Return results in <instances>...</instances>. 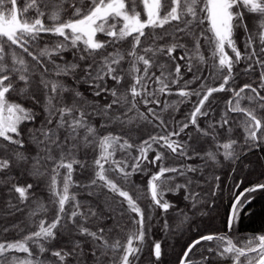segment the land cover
I'll return each instance as SVG.
<instances>
[{
    "label": "snow or ice",
    "instance_id": "snow-or-ice-1",
    "mask_svg": "<svg viewBox=\"0 0 264 264\" xmlns=\"http://www.w3.org/2000/svg\"><path fill=\"white\" fill-rule=\"evenodd\" d=\"M201 2L203 8L199 11L205 13L203 17L199 16L197 11V5ZM139 3L143 4L146 20H141L140 13L136 11V0H129V4H126L125 0H91L90 6L82 0H30L22 10L17 8V0H0V141H2L0 142V184L11 185L8 188L10 197L23 203L29 199L30 190L34 185L28 183L26 186H19L11 173L18 168L30 167L34 175H43L41 169L47 171L51 164L50 190L58 198V211L51 223L45 226L46 222L41 220L39 230L23 241L0 243V264H36L28 241L33 240L38 243L40 252H44L45 248L39 244V241L56 239L57 232L54 229L58 226L63 227L62 220L65 217L71 224L68 241L70 247L67 251L61 248L52 253L57 258L56 264H72V261L75 264H134L140 259L139 253L143 250L146 236L144 210L129 191L110 178L107 173L114 172L127 182L132 175L144 172L146 164L156 165L159 161V172L154 173L148 181L151 206L167 213L173 205L164 199L165 193L179 194L183 189V199L190 200L192 208L197 209L203 197L200 192L195 191V188L201 187V180L205 184L215 182L210 191L212 197L216 196L217 191H222L219 176H213L211 181L204 176V168L208 160L218 163L217 156L222 154L224 159L236 163L241 160L245 147L250 151L264 144V116L258 115V109L264 110V95L260 93V89H264V0H139ZM240 4L249 12L259 15L260 23L255 34L249 32L248 26L244 24V13L233 11L234 7ZM29 8L36 12V17L32 20L21 16V12L26 13ZM48 9H53L49 17L54 21L51 26H46L44 22ZM62 10H67L71 17L67 21L61 19ZM117 19L123 22L119 29L116 23H109V20ZM205 20L209 23L207 31L213 34L209 42L214 45L212 55L218 60L216 67L221 71L226 69L227 74L223 76V83L219 87L205 89V86L201 85V88L205 89L204 94L198 99L188 121L178 130L164 135H150L147 140L139 144V154L135 157L131 156L134 145L129 143L128 139L121 142L120 136L111 133L97 137V129L91 123L93 118L98 117L104 121L101 128L113 121L131 124L132 117L127 121L122 117L127 116L137 107V97L143 98L145 106L159 105L160 102L156 98L158 93L171 94L168 81L175 84L181 78L179 61H186L187 71L193 72V58L198 56L203 61V56L199 55L200 37L209 40L203 31L197 36L194 29L202 25ZM173 22H176V25L170 33L165 29V25H172ZM239 27L244 28L248 37L245 41L246 55L243 56L233 39L234 30ZM145 29L152 31L146 33ZM156 29L163 31L157 33ZM98 33H103L110 39L99 40ZM41 34L62 37L63 40L40 49L38 42ZM127 37H132L131 50L127 52V56L131 57V64L125 70L121 66L125 54L118 50L115 52L106 50ZM183 40H189L193 47L190 49L187 43L181 42ZM226 46L235 54L234 58L228 55ZM16 49L22 50L24 55L31 58V65L24 56L17 55ZM177 49H184V54L174 55ZM70 51L73 60H65L64 54ZM159 57H167L175 64V79L171 78V73L165 74L163 64H160L162 70L159 76L155 73L150 75V69L157 65ZM57 58L61 62L58 63ZM241 59L249 61L245 68L246 73L254 71V65L261 71L259 88L246 83L238 91H234L235 104L233 105L231 99L228 101V112L242 113L245 117L241 123L246 135L244 144L239 146L238 150L237 141L234 139L222 144L218 141L216 124L220 128L228 125V112H225L216 124L209 122L206 129L200 127L198 118L210 116L211 108H205L206 103L213 93L226 90L225 86L230 79H233V65L238 64ZM140 65L143 66L142 69ZM37 70H39L38 79ZM126 72L133 77L129 89L131 105L127 108L125 104L128 96L118 93L117 88L110 84L114 82L115 85H120L125 79ZM51 76L55 79L47 78ZM61 77H71L76 85H88L92 99L89 100L76 87H69L60 79ZM153 77L155 83L159 85L155 92L148 91V81L153 80ZM193 79L199 77L194 76ZM34 81L36 88L42 91L46 99L43 107L45 117L38 126L36 122L39 117L36 112L24 107L22 103L10 102L8 98L15 92L30 97L33 106L41 104L42 97L32 89ZM189 83L191 81H186L185 87ZM246 90L248 95H244ZM178 94L181 97L201 96L199 91L188 92L184 89ZM245 99L252 106L242 107L241 101ZM118 112L120 115L116 114ZM147 112L153 120L159 121L155 126L167 127L166 122L154 108L148 107ZM139 116L141 119H148L143 113H139ZM26 122H31L33 126L29 127ZM190 124L195 126L197 132L204 137H211L216 142L215 151H207L201 156L200 151L188 141L172 139L173 136L179 137ZM81 130H84L82 137ZM191 139L190 136L189 140ZM97 140L101 151L94 160L95 176L87 183L81 182L78 186L84 189L88 196L94 195L96 188H107L124 199L128 212L135 213L139 217L132 220L138 228L128 235L126 244H121L119 240L110 242L111 230L107 228L106 223H103L102 209L89 206L87 201L77 200L76 194L69 195V188L75 183L72 179L74 165H79L81 170L88 168L85 161L77 158V153L82 147L87 148L96 144ZM117 145L121 151L127 153V156L121 160L114 159ZM153 145H159L160 149H167L173 155L187 160L200 157L205 164L165 167L163 152ZM221 149H223L222 153H220ZM150 151L156 153L151 160L148 157ZM33 152H35L34 156ZM129 158L133 161L131 165L127 162ZM105 164L109 165L107 169ZM60 169L66 170L62 190L58 188L57 180L61 174ZM235 171L236 169L233 168V172ZM165 173L175 175L165 177ZM189 173L193 175L190 176ZM177 176L184 177V183L171 186L170 182ZM261 176H264V172ZM233 179V191L239 194L234 195L231 204V212L227 219L228 232H231L237 223L239 211L244 205L251 203L250 194L264 191V183L259 182V179L251 186L243 188V191H240V188L245 183V178ZM70 200L73 202V210L68 214L65 205ZM16 210L19 211V208L17 207ZM92 218L98 222L95 231L84 226V222ZM164 227H168L167 221ZM4 231H7V228ZM72 232L78 233V236L73 237ZM134 241L139 242L140 246H134ZM213 241L216 242V249L209 247L207 249L209 256L215 252L222 257L231 256L233 264H241V257H244L247 264H264V235L251 238L243 247H238L227 235L214 234L202 235L189 244L180 259V264H207L209 256L195 261L190 258V253H193L196 246L202 242ZM11 252H23L28 255L24 259L14 255L9 257L8 254ZM118 252L122 254L117 255ZM252 253L255 255H250ZM161 255V243L156 241L151 247V256H154L155 261L158 262ZM69 257L72 258L71 261L67 259Z\"/></svg>",
    "mask_w": 264,
    "mask_h": 264
},
{
    "label": "trees",
    "instance_id": "trees-1",
    "mask_svg": "<svg viewBox=\"0 0 264 264\" xmlns=\"http://www.w3.org/2000/svg\"><path fill=\"white\" fill-rule=\"evenodd\" d=\"M30 0H17V8L22 10ZM83 3L90 6L91 0H82ZM126 4H129V0H125ZM136 11L140 13L141 20H146L147 16L143 9V4L136 0ZM203 8V3H198L197 11L198 15L203 17L205 13L199 10ZM53 9L46 11L44 22L46 26H51L54 21L49 17ZM234 12L244 13V24L248 26L249 32L255 34L260 23V17L256 13H251L240 4L238 7H234ZM164 10L162 9V14ZM22 17H26L32 20L36 17L34 9L29 8L26 13L21 12ZM70 15L67 10L61 11V19L67 21L70 19ZM190 19V17H188ZM176 22L172 25H165V29L168 32H172ZM209 23L207 20L202 25H198L194 31L197 36L200 32L209 38L206 41L203 37H200V49L199 55L203 56V61L195 56L192 60L193 72H188L186 68V61H179L181 64V78L177 83L172 84L170 81L169 88L171 94L165 92L163 94H157L156 98L159 100V105L149 104L147 106L143 103L142 97H137V107L129 112L127 116L122 117L125 121L129 117H132V123L125 122L121 124L119 121H113L108 123L104 128H101V124L104 123L100 118H93L91 123L97 129V137L105 136L111 133L114 136H120L121 142L124 139H128L129 143L133 144L131 149V156L135 157L138 155L139 144L143 140H147L150 135H164L167 132L178 130L183 123L187 122L190 118V114L193 111L199 98H202L206 87H219L223 83V76L227 74V70L221 71L216 65L218 60L212 55L214 45L209 41L212 39L213 34L207 31ZM151 29H145V32H151ZM157 33L163 31L161 29L155 30ZM99 40H108L105 34H97ZM247 34L244 28L239 27L234 30L233 39L236 41L237 48L241 51L242 56L246 55L245 41L247 40ZM62 37H54L50 34H41L38 42V48L42 49L45 45L51 46L53 43L62 41ZM143 40V38H142ZM132 37H127L125 40L119 41L106 51H120L125 54V60L122 61L121 66L127 70L131 64V57L127 56V52L131 50ZM187 43L191 49L193 46L189 40L181 41ZM147 46V45H144ZM34 48L37 46H33ZM17 55L24 56V59L31 65V58L23 54L22 50L16 49ZM184 54V49H177L174 55L180 56ZM229 56L234 58V53L231 49L228 50ZM65 60L72 61L73 56L71 51L64 54ZM57 62L59 59L57 58ZM249 61L241 59L237 64L233 65V79L229 80L228 85L225 86L226 90L222 92L213 93L210 97L209 102L206 103L205 108H211L209 117H199L198 123L201 128H208L209 122L216 124L220 120L221 116L228 112V101L231 99L233 105L235 104L234 91H238L239 88L243 87L246 83H251L253 87H258L260 84V68L254 65V71L250 73L245 72ZM160 64L165 65L164 71L167 75L171 73V78L175 79V64L167 57H159L158 63L155 67L150 69L151 73H155L156 76L161 74ZM141 69L143 68L140 65ZM37 79L39 78V70L36 72ZM199 77V79H193V77ZM48 79H55L54 76L47 77ZM69 87H76L79 91L91 100V90L86 84L76 85L71 77L60 78ZM191 81L185 87V82ZM22 83V82H21ZM133 83V77L131 74L125 73V79L121 81L120 85H115L114 82L110 84L117 88L118 93H123L128 96V101L125 104V108L131 105V94L130 87ZM205 86V89L201 88V85ZM159 87L155 83V78L148 81V91H153ZM33 91L37 95L42 97V103L33 106V102L30 97L21 96L15 92L9 95V101L15 103H22L24 107L31 108L36 112L39 119L36 122V126L39 125L40 121L44 119L45 113L43 111L44 103L46 99L43 97V93L40 89L36 88L35 81L32 85ZM181 89L188 92L199 91L200 97L191 95L188 97H181L178 93ZM261 95H264V89H260ZM244 95H248V90L245 91ZM67 96V94H65ZM55 103V102H54ZM167 105V106H166ZM242 107H250L252 105L245 99L241 101ZM148 107H152L156 110L161 118L166 122L167 127L161 128L155 125L159 124V121L153 120L152 116L147 112ZM139 113H143L148 117L147 120L141 119ZM120 115V113H116ZM258 115L264 116V110L258 109ZM229 124L225 125L224 128H220L216 124V131L218 133L219 143H225L229 139L237 141V146L244 144L245 130L241 123L245 117L242 113L228 112ZM149 121H152L149 123ZM28 123L29 127H32L31 122ZM231 129V131H229ZM84 135V130H81V137ZM259 135V133H258ZM191 136V140L189 137ZM173 140L188 141L194 148L200 151L201 156L207 151L216 150V142L211 137H204L201 133L197 132L196 127L189 125L179 137L173 136ZM2 142V141H0ZM154 148L163 152L165 167H178L181 164H193V165H204L205 161L200 157H195L193 160H187L186 158H180L173 155L167 149H160L159 145H153ZM100 147L97 143L87 148L82 147L77 153V158L85 161L88 164L87 170H81L79 165H74L75 171L73 173V181L75 182L69 188V195L76 194V199L81 201H87L89 206L102 209L104 220L103 223L107 224V228L110 229V242L119 240L121 244H126L128 235L136 231L138 225H134L132 220L139 219L135 213L127 211V203L118 194L110 192L107 188H96L94 189L95 194L88 196L86 191L80 188L78 185L83 182L87 183L91 178L95 176V165L94 160L100 155ZM223 149L220 150V153ZM35 155V152L32 153ZM155 152H149V160L155 157ZM127 156V153L121 151L119 146H116L114 159L121 160ZM218 163L211 160L207 161V166L204 168V176L210 181L213 176H219L221 183L220 188L222 191H217L215 197L210 195V191L214 187V181L207 184L200 181L201 187L195 188V191L200 192L203 197L202 202L197 205V209L192 208V202L185 201L183 199L184 190L181 189L179 194H173L171 192L165 193L164 199L173 205L167 213H164L160 208L151 206V196L148 189V181L150 177L159 172L160 162L156 165L146 164V170L141 173L132 175L127 182L123 181L119 175L114 172L107 173L110 178L116 181L121 187L129 191V194L144 210L145 214V231L146 236L143 243V250L139 253L140 259L135 261L134 264H180V259L183 256L187 246L194 240L198 239L202 235L214 234V235H227L233 240V243L237 244L238 247H243L249 239L264 235V191H258L252 193L249 196L251 200L250 204L243 206L242 210L238 213L237 223L233 227L231 232L227 229V219L230 213L231 204L234 200V195H238V192L233 191V183L235 178H245V183L241 186L240 191L243 188L251 186L253 183L259 182L264 183V176L261 173L264 172V144H261L259 148H253L250 151L245 147V151L241 154V160L233 163L231 160L224 159L222 154H218ZM128 164L131 165L133 161L129 158ZM247 165V167H244ZM109 165L105 164L107 169ZM233 168L236 169L233 172ZM43 175H34L30 167L18 168L12 172L11 175L14 177L15 182L19 186H26L28 183L34 185L33 189L30 190L29 199L23 203L10 197L8 188L9 184H0V243H13L17 241H23L26 237H29L33 232L38 231L39 223L44 220L46 223H51L55 218L58 211V198L55 197L50 190L51 184V164L48 166V170L41 169ZM65 169H60V176L57 177L58 188L62 190L63 187V176ZM130 171V167H129ZM175 175L173 173H165V177ZM189 175H193L189 173ZM171 183L174 186L176 183H184V177L177 176L176 179ZM18 195V194H16ZM11 201V203H10ZM19 208V211L16 208ZM66 213L70 214L73 210V202L70 200L65 205ZM83 211V209H82ZM150 217V219H149ZM187 217V218H185ZM79 219V218H78ZM165 221H167L168 227L165 228ZM97 221L95 218L84 222V226L95 231L97 227ZM62 225L54 229L57 232L56 239L41 240L39 244H42L45 248L44 252H40L38 243L33 240L28 241V246L32 252V258L36 264H56L57 258L52 255L54 251L63 248L65 251L70 247L69 241V229L71 224L65 217L62 220ZM7 228V231L4 229ZM73 237L78 236V233L72 232ZM159 241L161 243L162 255L160 261L156 262L155 257L151 256V247L154 242ZM136 246H140L139 242L135 241ZM212 247L216 249V242H202L197 245L190 253V258L195 261H200L202 257L209 256L207 249ZM117 255L122 252L116 253ZM10 256H16L24 259L27 257V253L23 252H11ZM250 255H254L253 253ZM69 261L71 257L67 258ZM131 259V257H130ZM241 264H247L244 257L240 258ZM72 264H75L72 261ZM207 264H233L231 256H219L215 252L209 256Z\"/></svg>",
    "mask_w": 264,
    "mask_h": 264
},
{
    "label": "rangeland",
    "instance_id": "rangeland-1",
    "mask_svg": "<svg viewBox=\"0 0 264 264\" xmlns=\"http://www.w3.org/2000/svg\"><path fill=\"white\" fill-rule=\"evenodd\" d=\"M126 3V2H125ZM109 23L111 24V23H116L117 24V29H119V27H121L122 26V20H119V19H117V20H115V21H113V20H109ZM98 34H103V33H98ZM225 50H226V52L228 53V50H229V48H227V46H226V48H225ZM229 55V54H228ZM47 224L48 223H46L45 224V226H47ZM134 246H136L135 245V241H134ZM254 254V253H253ZM255 255V254H254Z\"/></svg>",
    "mask_w": 264,
    "mask_h": 264
},
{
    "label": "water",
    "instance_id": "water-1",
    "mask_svg": "<svg viewBox=\"0 0 264 264\" xmlns=\"http://www.w3.org/2000/svg\"><path fill=\"white\" fill-rule=\"evenodd\" d=\"M230 212H231V208H230ZM230 214V213H229Z\"/></svg>",
    "mask_w": 264,
    "mask_h": 264
}]
</instances>
